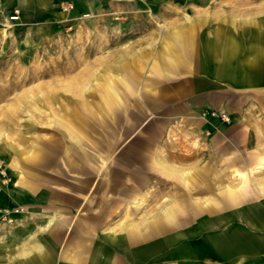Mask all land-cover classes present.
<instances>
[{"label":"rangeland","instance_id":"1","mask_svg":"<svg viewBox=\"0 0 264 264\" xmlns=\"http://www.w3.org/2000/svg\"><path fill=\"white\" fill-rule=\"evenodd\" d=\"M35 1L28 0L20 7L13 0H0V216L23 211L25 206L10 207L7 202L19 200L28 178L38 177L44 193H69L77 200L78 208L86 196L82 190L85 183L101 182L103 173L112 167H134L140 171V184L144 187L140 190V204L118 207L105 227L123 233L127 245V232L120 225L138 224L140 234L131 238L134 257L125 245L124 259H134L135 264H264V248L233 261L197 256L191 250L194 243L189 240V251L178 252L174 248L179 236L196 233L264 242V230L250 227L243 219L246 211L264 214V200L260 199L264 198V190L260 189L264 185V159L250 160V154L260 149L254 135L248 146L250 152L245 159H239L240 164L247 162L250 168L244 179L234 172L216 174L213 181L193 183L189 190L177 176V172L191 175L200 165H209L206 140L213 133L230 128L240 115L227 109L204 108L193 115L194 120L207 125L200 131H188L180 119H167L169 125H163L162 119L152 118L151 129L149 122H145L137 136L126 142L105 138L123 129L126 137L130 136L135 130L130 119L144 112L142 93L138 92L141 88L135 85L140 74L145 81L154 76L147 69H140L135 78L131 76L138 53L157 50L165 37L180 32L175 27L182 23L230 22L241 30L237 36L245 26L261 24L264 0H42L49 3L44 9L37 8ZM12 15L18 19L10 20ZM189 31L196 41L195 27H187ZM211 33L212 30L204 35L211 37ZM185 64L181 61L173 68H153L163 75L168 70H180ZM155 77L159 83L157 92H166L169 87L161 77ZM233 89L230 104L239 110L251 108L256 112L251 116L247 113L251 120L246 122H253V118L264 120V112L259 111L260 107L264 110V96L254 94L251 101L245 102L241 88ZM160 103L163 105V101ZM259 131L264 133V125ZM149 134L157 139L155 158L142 155L149 146L143 139ZM168 136L182 145L177 150L183 149L181 154L188 160L168 161L158 156L165 151L163 140ZM261 148L264 149V143ZM132 149L138 150L141 157H120V151ZM35 151L41 152L37 162L30 160L31 155H39ZM113 151L118 152L110 158ZM196 154L200 156L194 157ZM218 164L226 165L227 159ZM37 167L44 168L36 170ZM148 167L155 174L148 175ZM226 185L238 188L239 199L235 203L220 194ZM68 186L74 188L73 193L66 189ZM93 194L98 197V191ZM207 197L220 201L213 214L192 208L194 201ZM176 201L184 206V211L177 212V220L186 219V223H155L166 204ZM96 208L81 206L77 214L84 215L86 210ZM212 219L219 221L214 227ZM198 227L201 228L197 230ZM147 246L155 248L143 257L142 250Z\"/></svg>","mask_w":264,"mask_h":264},{"label":"crops","instance_id":"2","mask_svg":"<svg viewBox=\"0 0 264 264\" xmlns=\"http://www.w3.org/2000/svg\"><path fill=\"white\" fill-rule=\"evenodd\" d=\"M13 2L23 7L28 0H13ZM45 4L47 7L49 3L42 0H36L34 3L37 8L41 9L46 8ZM262 23L264 19L261 20L259 26H245L242 33L237 36L235 34L241 30H237L230 22L182 23L179 27H175L179 28L180 32L165 37L157 50L148 49L144 51L145 53H138L135 58L138 61L130 69L131 76H136L140 69H147V72L154 76V79L145 81L143 75L140 74L135 85L138 89L141 88L138 92L142 93L141 106L144 107V112L134 114L130 119L135 129L133 134L126 137L123 129L122 132H116L114 135L107 134L106 140L115 139L116 143L120 140L126 142L137 136V131L145 122H149L151 129L152 118L162 119L163 125H169L167 119H180L188 131H200L207 125L202 120L193 119L196 112L204 108L227 109L233 115H240V118L234 121L230 128L221 129L219 133H213L206 140L204 146L208 148V152L205 157L211 160L210 164L200 165L194 174L177 172V176L189 190L192 189L193 183L213 181L216 174L234 172L244 179V173L248 174L250 168L245 160L244 165L240 164L239 159H245L246 154L250 152L248 146L252 141V135L260 149L250 154V160L264 159V149L261 148V143H264V133L259 131V127L264 125V120L258 121L257 118H253V122H246V120H251L246 116L247 113L251 116L256 112L251 108H246V110L235 108L234 104H230V96L235 91L233 88L239 87L241 88L239 92L243 91L245 94V102L246 100L251 101L254 94L264 96V24ZM189 26L195 27L196 41L192 31L187 33ZM210 30H212L211 37L204 35ZM143 61L147 64L140 65L139 63ZM181 61H185L186 64L180 70H168L163 75L155 73V66L173 68ZM155 75L161 77L163 83L169 87L168 92L164 90L157 92L156 88L159 83H156ZM161 100L163 105L160 103ZM259 111L264 112L261 107ZM146 113L148 116H143ZM146 136L147 139L143 140H147L149 146L142 155L155 158L157 157L155 152L157 139L151 134ZM163 141L165 151L161 154L163 152L166 154L163 156L158 154V156L168 161L171 159L188 160L185 155L181 154L184 152L183 149L177 150L182 145H177L169 139V136ZM35 152L39 155H31L30 160L37 162L40 160L41 152ZM116 152L113 151L110 158ZM120 152L121 158L141 157L136 149ZM197 154L194 157L200 156ZM105 157H108V154ZM225 158L227 164L220 166L219 161ZM214 162L215 165H213ZM69 167L76 169L71 165ZM41 168L44 167H37L36 170ZM88 169L90 170L91 167ZM108 170L103 173L101 182L92 181L90 184H84L82 190L86 196L80 201L78 208L81 206L98 207L94 210H86L83 212L84 215L77 214V200L70 197L69 193L60 194L58 191L44 193V186L38 177L28 178L21 189L19 200L15 198L7 202L10 207L25 206L23 211L0 216V264H135L134 259L129 257L124 259L126 244L123 240V233L105 227H107L109 217L116 214L118 207L140 204V190L144 188L140 184V171H135L134 167L128 166H116ZM146 173L151 175L155 174V171L148 167ZM66 189L73 193V187L68 186ZM208 189L205 188V191ZM260 189L264 190V185H260ZM95 191H98V197L94 196ZM220 194L231 203L239 199L238 188L230 185L220 190ZM260 199L264 200V198ZM12 201L13 203H10ZM219 202L216 197H207L194 201L192 208L194 207L197 212L213 214ZM178 211H184L183 203L177 201L168 203L162 209L160 218L154 222L157 224L162 222L186 223V219L177 220ZM243 219L249 223L250 227L264 230L262 212L246 211ZM211 222L214 227L219 221L212 219ZM200 228L198 227L197 230ZM120 229L127 232L126 249L134 257L131 238L135 233L140 234L138 224L126 225L123 222ZM186 240L194 243L191 247L194 254L210 259L229 258L230 261L239 257L243 259L264 248V242L259 244L251 241L245 242L228 235L222 236L219 233H211L207 236H201L199 233L192 236L185 234L179 236L176 243L173 242L174 248L177 247L178 252L189 251V244ZM154 248L155 246H147L142 250V256H147Z\"/></svg>","mask_w":264,"mask_h":264},{"label":"built area","instance_id":"3","mask_svg":"<svg viewBox=\"0 0 264 264\" xmlns=\"http://www.w3.org/2000/svg\"><path fill=\"white\" fill-rule=\"evenodd\" d=\"M14 17V19H12ZM18 19V16L17 15H12L11 17H10V20H17Z\"/></svg>","mask_w":264,"mask_h":264},{"label":"bare ground","instance_id":"4","mask_svg":"<svg viewBox=\"0 0 264 264\" xmlns=\"http://www.w3.org/2000/svg\"><path fill=\"white\" fill-rule=\"evenodd\" d=\"M45 7H46V4H45ZM12 19H14V17Z\"/></svg>","mask_w":264,"mask_h":264}]
</instances>
